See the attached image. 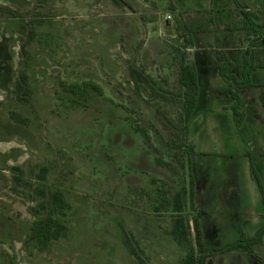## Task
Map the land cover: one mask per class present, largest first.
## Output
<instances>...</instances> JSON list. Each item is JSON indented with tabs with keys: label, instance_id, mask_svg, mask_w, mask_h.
Returning a JSON list of instances; mask_svg holds the SVG:
<instances>
[{
	"label": "rangeland",
	"instance_id": "obj_1",
	"mask_svg": "<svg viewBox=\"0 0 264 264\" xmlns=\"http://www.w3.org/2000/svg\"><path fill=\"white\" fill-rule=\"evenodd\" d=\"M170 1L173 3L126 0L136 15L124 10L123 16L135 24L137 32L127 49L120 44L119 25L106 14L110 0H98L89 15H75L72 7L65 9L61 4L43 9L52 17H44L36 25V40L28 47L32 61L28 105L17 103L10 94L23 26L17 20L0 18V264H139L123 244L124 233L134 236L143 264H177L185 251L168 234L170 212L153 211L157 206L154 190L160 187L168 193L166 179L158 177L160 172H168L154 164L153 152L177 171L176 177L182 179L187 192L191 179L193 203L188 197L184 216L190 220L196 210L205 212L202 220L207 226L202 230L207 247L231 242L239 233L254 234L264 214L252 176L264 182L260 90L243 94L245 103L234 116L235 105L224 100L219 78L210 69L217 38L226 44L223 47L231 60L240 62L238 50L246 45L238 40L244 42L246 32L223 35L224 22L215 20L216 29L208 24L205 14L188 12L177 18L201 33L194 38L199 47L183 50L181 32L175 31L176 18L166 12ZM36 2L0 0V5L26 12L35 8ZM244 2L250 9L257 8L254 0ZM211 15L217 16L215 11ZM166 19L169 26L165 27ZM155 43L166 48L164 53L154 52L151 44ZM176 48H180L179 53ZM183 52L189 62L196 60L195 52H202L201 67L206 71L201 73L207 83L202 87L201 112L192 120L186 142L193 147L191 168L188 170L186 163L182 173L167 145L176 131V110L136 95L127 78V65L131 61L143 64L152 78L159 81L166 77L172 86L178 71L176 58ZM258 57L264 59V50ZM257 79L264 84V71ZM88 82L99 86L102 96L89 89L75 95L86 108L70 102L68 93L59 86ZM11 113L26 118L27 125L11 121ZM129 126L147 130L148 144L130 132ZM177 156L186 162V156ZM11 166L32 167L35 172L47 167L46 183L60 185L68 192L67 237L53 242L45 252L27 256L22 249L21 242L35 220L28 211L34 204L13 193L12 175L5 169ZM235 200L240 203L238 214ZM191 238L193 243L192 229ZM255 252L264 254V239ZM208 264L253 263L226 255L212 258Z\"/></svg>",
	"mask_w": 264,
	"mask_h": 264
},
{
	"label": "trees",
	"instance_id": "obj_2",
	"mask_svg": "<svg viewBox=\"0 0 264 264\" xmlns=\"http://www.w3.org/2000/svg\"><path fill=\"white\" fill-rule=\"evenodd\" d=\"M70 1V2H69ZM242 1V2H240ZM245 0H173L170 1L166 12L174 16L175 31L180 30L182 37L183 50L187 47H199L198 43L194 45V38H197L201 33L200 30H191L180 18L190 12H197L205 14L208 24L216 27L215 20L223 22L226 27L223 28L222 34L231 35L236 30L246 32V38H239L238 42L246 46L239 49L240 62L237 63L231 60V56L226 53L227 47L222 40L217 38L215 43V59L210 62V69L214 71V75L219 78L221 89L223 90V98L227 102L232 101L235 107L233 108V115L237 114L236 109L245 101L242 99L243 94L260 90L257 94L258 100L261 103L260 107H264V84L262 85L257 80V74L264 71V59L258 57L259 51L264 50V0H254L257 4L256 9H250L246 6ZM98 0H37L35 8L23 12L19 9L12 8L5 5H0V18L6 17L12 21H19L23 26V33L20 36V50L17 69L13 74L10 94L14 101L22 105H28L32 97V89L29 82L31 71V53L29 51V44L36 40L37 26L42 22L44 17H52L50 12L43 13L46 9L54 4H61L65 9L68 6L73 9L75 15H89L93 6L97 4ZM233 4L236 10L229 5ZM52 4V5H51ZM72 4V6H71ZM67 5V6H64ZM105 11L110 19L118 24L120 27V44L125 49L135 40L136 28L133 22L131 23L127 18H124L123 11L127 10L131 15H136L135 9L127 4L126 0H110L109 4L105 6ZM209 9V10H208ZM215 11L216 15H211ZM194 10V11H192ZM224 18V20H223ZM138 20L142 22V20ZM179 21V22H178ZM236 22L233 24V22ZM165 27L169 26V21H164ZM219 26V23L217 24ZM224 25V24H223ZM25 32V33H24ZM240 34L239 36H241ZM134 38H131V37ZM132 39V40H131ZM234 39V37H233ZM154 42V41H153ZM156 42V41H155ZM156 44V43H155ZM152 45L155 47V53H164L166 48L162 44ZM222 44V45H221ZM157 46V47H156ZM178 53L180 48H176ZM138 53V50H137ZM202 52H195V61H190L184 52L178 54L180 58L177 61V78L175 84L169 85L167 78L161 80L152 78L143 64L137 65L134 61L128 62L127 78L129 83L133 86L136 95L141 97L145 102L160 103L165 106L172 107L176 110L177 119L174 123L175 132L172 133L168 147L172 149V159L177 163L178 169L184 171V165L187 163L188 170L191 168L192 161L189 158L193 152L192 146H187L186 142L189 140L190 125L192 120L201 112L200 103L202 101V87L207 83L201 73V70L206 71L205 67H201ZM201 56V57H200ZM173 59H175L173 57ZM60 88L68 93L69 101L75 105L88 107L86 103L79 102L75 95L86 91L87 89L102 96V90L99 86L93 83L65 84L60 83ZM220 86V85H219ZM58 95V92L56 93ZM226 98V99H225ZM9 119L19 125H27L26 118H21L15 113L9 115ZM124 124V123H123ZM128 125V124H127ZM130 132L139 134L143 139L145 145L149 142V134L147 130L139 127H130ZM171 143V144H170ZM151 155V154H150ZM177 155L186 156L178 160ZM264 157V153H260ZM153 161L156 166L166 168L168 174L163 175L160 172L158 177H162L168 186V193L162 188L157 187L154 191L155 196L153 200L157 206H153V211L158 214L170 212L171 226L168 231L172 241L185 251V255L177 262V264H208L212 258L217 256L231 255L235 256L236 260L250 262L253 264H264V254L258 255L255 251L263 242L264 239V214L260 216L259 222L256 224V229L253 235H246L239 233L233 241L221 244L218 247L209 248L206 246L203 236L204 223L202 220V212L194 209L195 213L192 217L187 219L184 215L186 200L189 197L191 204L193 203L194 192L192 190V181L189 180L190 189L187 192L184 183L177 178V171L170 165L165 164L160 160L156 153H152ZM11 159V158H8ZM177 159V160H176ZM7 160V159H5ZM5 161H3L4 164ZM252 168V165H251ZM11 173L13 181L12 191L15 194H20L30 204L28 211L35 220L31 222L29 234L21 242L22 249L26 255L33 254L34 251L39 253L47 251L51 244L55 241L65 239L67 237L68 229L65 222L67 213L71 210V206L67 199V193L60 185H50L46 183V177L49 174L47 167H41L38 172L32 167L25 166H11L5 167ZM183 173V172H182ZM253 180L256 183L259 191L261 204L264 210V182L261 183L259 178L255 175ZM176 185V186H175ZM21 188V190H18ZM171 190L173 193L170 194ZM170 195V196H168ZM191 223V228H190ZM191 229L193 231V243L191 238ZM236 234V233H235ZM123 244L127 248L129 254L134 257L139 264H143V259L139 253L141 251L137 247V242L134 236L124 233ZM194 244V245H193Z\"/></svg>",
	"mask_w": 264,
	"mask_h": 264
},
{
	"label": "flooded vegetation",
	"instance_id": "obj_3",
	"mask_svg": "<svg viewBox=\"0 0 264 264\" xmlns=\"http://www.w3.org/2000/svg\"><path fill=\"white\" fill-rule=\"evenodd\" d=\"M207 191H208V190H207ZM207 191H206V192H207ZM214 194H215V193H214ZM235 194H236V190H235ZM239 205H240V203H239L238 201L235 200V214H238V212H237L236 209H237V207H238ZM199 211H201L202 214L205 216V212H204V211H202V210H199ZM204 216H203V217H204ZM205 226H207L206 223H205ZM235 233H236V232H235ZM236 234H237V233H236Z\"/></svg>",
	"mask_w": 264,
	"mask_h": 264
}]
</instances>
